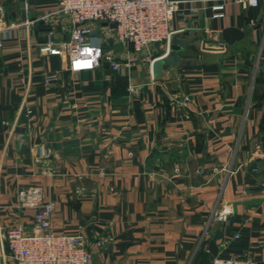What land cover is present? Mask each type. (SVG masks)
Masks as SVG:
<instances>
[{
	"label": "crops",
	"instance_id": "1",
	"mask_svg": "<svg viewBox=\"0 0 264 264\" xmlns=\"http://www.w3.org/2000/svg\"><path fill=\"white\" fill-rule=\"evenodd\" d=\"M57 3L0 0L5 20H35L0 48V260L6 229L34 224V209L19 206L34 187L54 204L57 232L85 235L91 264H264V0L230 1L217 19L213 0L183 3L173 26L193 41L180 65L157 72L165 43L124 49L92 23L93 43L133 57L123 74L107 63L73 72L49 53V31L59 41L70 25ZM100 237L111 239L98 247Z\"/></svg>",
	"mask_w": 264,
	"mask_h": 264
},
{
	"label": "built area",
	"instance_id": "2",
	"mask_svg": "<svg viewBox=\"0 0 264 264\" xmlns=\"http://www.w3.org/2000/svg\"><path fill=\"white\" fill-rule=\"evenodd\" d=\"M209 0H58L53 14L66 15L69 18L67 35L59 41L50 36L44 42L49 53L68 61L73 72L89 71L107 63L123 74L134 63L133 57L125 56L119 61V55L112 49L108 41L93 43L90 35L92 23H115L112 38L116 45L124 49L133 48L135 52H143L158 44L165 43L166 51L170 48L171 38L178 32L173 20L181 11L183 3H207ZM230 1L241 2L245 6H258L260 0H213L211 17L222 18L226 14V5ZM201 6L192 5L190 12L198 14ZM52 13L44 15L47 21ZM35 20L7 21L0 13V48L8 42L20 40L27 34L26 29ZM149 54L148 58H151ZM153 58L151 62H154ZM46 85H53L59 79V71H47L43 76ZM132 89V87L130 88ZM76 192L85 195L88 190L80 185ZM19 206L34 209V224H19L8 227L5 231L6 258L0 264H7L8 259L14 264H91L93 251L85 235L57 232L53 227L54 204L44 202L40 190L30 187L20 191ZM83 226H80L82 228ZM239 235L236 234L235 237ZM111 237H100L95 244L104 246ZM212 264H256L255 257H215Z\"/></svg>",
	"mask_w": 264,
	"mask_h": 264
},
{
	"label": "water",
	"instance_id": "3",
	"mask_svg": "<svg viewBox=\"0 0 264 264\" xmlns=\"http://www.w3.org/2000/svg\"><path fill=\"white\" fill-rule=\"evenodd\" d=\"M41 22L44 23V21ZM102 24L104 26L109 25L111 28L116 27L115 23L103 22ZM190 33L191 32L189 30H185L173 34L168 53L164 57L157 59L153 63V68L155 72L159 70L162 63L175 64V65H180L182 63L183 59L179 54V52L184 50L185 47L189 46L192 43L193 41L192 39H186V35H189ZM92 34L98 35L99 33L98 31H93ZM109 42L110 44H113V38H110Z\"/></svg>",
	"mask_w": 264,
	"mask_h": 264
}]
</instances>
